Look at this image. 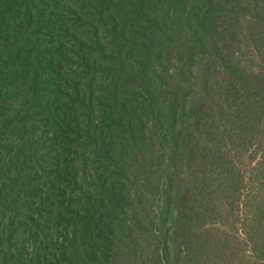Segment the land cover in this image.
Returning a JSON list of instances; mask_svg holds the SVG:
<instances>
[{
  "label": "trees",
  "instance_id": "1",
  "mask_svg": "<svg viewBox=\"0 0 264 264\" xmlns=\"http://www.w3.org/2000/svg\"><path fill=\"white\" fill-rule=\"evenodd\" d=\"M0 264H264V0H0Z\"/></svg>",
  "mask_w": 264,
  "mask_h": 264
}]
</instances>
